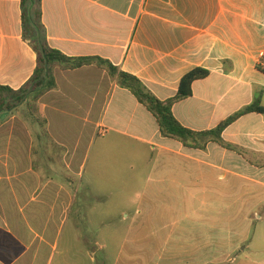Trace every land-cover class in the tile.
Segmentation results:
<instances>
[{
  "label": "crops",
  "instance_id": "0c3cea01",
  "mask_svg": "<svg viewBox=\"0 0 264 264\" xmlns=\"http://www.w3.org/2000/svg\"><path fill=\"white\" fill-rule=\"evenodd\" d=\"M40 8L50 48L108 60L160 101L174 98L189 72L208 71L193 83L192 96L173 107L194 132L215 130L257 101L264 106V0H41ZM34 43L22 0H0L1 86L18 91L31 80ZM54 74L55 89L0 114V185L20 178L25 192L19 212H0V264L54 263L56 242L31 220L47 202L51 215L72 212L74 187L83 184L78 180L99 136L106 141L98 150L99 171L109 151L129 155L133 146L150 163H160L158 156L179 160L195 195L215 188L219 202L235 195L264 202V115H244L220 142L202 137L191 148L165 137L153 114L107 71L93 65ZM41 189H48L47 198Z\"/></svg>",
  "mask_w": 264,
  "mask_h": 264
},
{
  "label": "rangeland",
  "instance_id": "374dc122",
  "mask_svg": "<svg viewBox=\"0 0 264 264\" xmlns=\"http://www.w3.org/2000/svg\"><path fill=\"white\" fill-rule=\"evenodd\" d=\"M97 140L78 180L83 184L74 187L72 212L51 215L47 202L31 220L56 242L53 264H264V202L243 195L219 202L215 188L195 195L179 160L158 156L160 163H150L133 146L129 155L109 151L99 171L98 150L106 141ZM1 184L0 212H19L20 178ZM40 196L47 198L48 189Z\"/></svg>",
  "mask_w": 264,
  "mask_h": 264
},
{
  "label": "trees",
  "instance_id": "16d2710c",
  "mask_svg": "<svg viewBox=\"0 0 264 264\" xmlns=\"http://www.w3.org/2000/svg\"><path fill=\"white\" fill-rule=\"evenodd\" d=\"M22 7L23 24L27 34L29 33L35 40L33 46L37 54V67L31 80L18 91L0 85V114L13 111L28 99L37 101L55 89L54 71L56 68L76 70L94 65L107 71L110 76L117 77L120 85L130 90L139 103L144 105L156 118L165 137L181 140L187 147L193 148L194 144L192 143L202 137H213L215 141L220 142L222 132L240 117L250 113L264 115V106H261L257 101L222 122L215 130L198 133L185 128L175 118L173 107L176 103L192 96L193 83L205 79L209 75L208 71L198 68L189 72L182 78L177 95L167 101H160L144 87L140 80L127 73L119 72L108 60L100 57L72 58L59 50L50 48L42 33L41 0H22Z\"/></svg>",
  "mask_w": 264,
  "mask_h": 264
},
{
  "label": "built area",
  "instance_id": "2783aa9c",
  "mask_svg": "<svg viewBox=\"0 0 264 264\" xmlns=\"http://www.w3.org/2000/svg\"><path fill=\"white\" fill-rule=\"evenodd\" d=\"M100 134L103 135V134H105V132L104 131L103 132L101 131Z\"/></svg>",
  "mask_w": 264,
  "mask_h": 264
}]
</instances>
